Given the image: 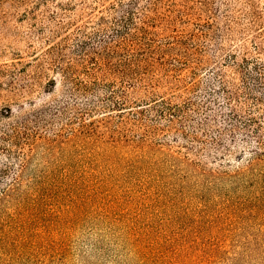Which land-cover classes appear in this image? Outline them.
Instances as JSON below:
<instances>
[{"label":"rangeland","instance_id":"rangeland-1","mask_svg":"<svg viewBox=\"0 0 264 264\" xmlns=\"http://www.w3.org/2000/svg\"><path fill=\"white\" fill-rule=\"evenodd\" d=\"M259 44L264 0H0V264H264Z\"/></svg>","mask_w":264,"mask_h":264},{"label":"trees","instance_id":"trees-1","mask_svg":"<svg viewBox=\"0 0 264 264\" xmlns=\"http://www.w3.org/2000/svg\"><path fill=\"white\" fill-rule=\"evenodd\" d=\"M53 46H50L48 47V49L46 50V53H51L52 51V48ZM258 48L259 50L262 52L264 51V45L262 44H259L258 45ZM162 50L158 51L156 54V57L153 56L152 54H150V52L148 53H144V55L140 56V57H131L133 59H135L134 61H129V62H125L126 64L125 65H120V67H115L114 65H109L106 67V69H102V71L105 73V74H108V73H111L112 71H114L115 73H119L121 74L120 76H132V71H134L135 69L136 70H140V72L143 74L141 75L143 80H146L148 78H151V76L149 77L150 74H152L153 71H155L158 66H160V61H158L157 58H159L158 55H160L161 57L160 58H164L163 56V52L165 54H176V55H171V57H173L174 59H176V56H180V57H184L186 58L187 60L189 58H192L194 56H196V54L198 56H200L201 60L200 62L202 63L204 61V58H205V54L203 53H199L198 51L196 50H193V49H189V48H185L183 47V43L181 40H178L176 41L175 43L173 44H170V45H167V47L165 48H161ZM136 55V54H134ZM232 55H234V60H233V63L234 65L235 64V59H236V54L232 53ZM129 59V58H128ZM250 61V58L247 57L246 55H242L241 56V60L240 62L237 64L239 65L241 68H243L244 64L245 63H248ZM188 62V61H187ZM211 63V62H210ZM208 62V60L205 61V63L203 65H207V64H210ZM63 68L62 70L64 71L65 67H61ZM68 69V68H66ZM213 73L217 76V82H219L218 86H220V92H222L223 94H225L226 97H228L229 99H231L233 97V91H230V89L227 87V80L226 78L223 76V73H222V70H219L217 68H214L213 69ZM150 79H148L147 81H145L144 83H142V85L140 87L144 88L145 89V94L147 92H150V93H154V87L152 86H155L156 84L154 85H149L148 84V81ZM51 82L55 85L56 82L54 79H51ZM160 85H156V87H159ZM214 90V89H213ZM253 90V89H252ZM251 90V91H252ZM216 91V90H215ZM212 94V92L210 93ZM156 101L157 104H155L154 106H151V107H157V105L161 104V105H166V100L165 99H160L158 101V99H154ZM142 101V99L140 100ZM127 103H122V105H119L116 104L115 106H124V107H118L120 108V110H123V109H128L129 106H126ZM139 105H150V102L146 101L145 103H138ZM138 105V106H139ZM165 108H162L160 111H164ZM167 109H171V107H168ZM174 114V113H172ZM173 121V120H172ZM209 119L208 117H205V122L208 123ZM205 123V124H207ZM181 132V135L183 136V133L184 131H179ZM255 138L254 140H256L258 143L262 142V136L260 135L259 133V130H255V134H254ZM256 159L257 157H255L251 162H250V167H256L255 165L257 164L256 163ZM247 171L245 169H240L238 170V173H240L241 175L242 174H245ZM16 182H19L17 179H15L14 181H12L10 187L8 189H5L2 194L0 195V198H7V197H11L13 195V190H10L12 187H15V183ZM14 185V186H13Z\"/></svg>","mask_w":264,"mask_h":264}]
</instances>
